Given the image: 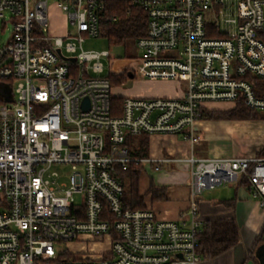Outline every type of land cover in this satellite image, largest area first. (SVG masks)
<instances>
[{"label":"built area","instance_id":"built-area-1","mask_svg":"<svg viewBox=\"0 0 264 264\" xmlns=\"http://www.w3.org/2000/svg\"><path fill=\"white\" fill-rule=\"evenodd\" d=\"M107 1L0 0V19L12 24L0 44V264H198L204 193L244 181L264 210V157H190L189 206L178 220L125 209L117 176L148 162L129 156L134 137L196 143L210 104L264 111L249 81L264 78V0H122L147 25L133 68L120 75L172 83L175 94L122 96L118 116L112 90L125 81L102 75L108 51L82 48L101 36ZM52 8L65 17L62 35L52 33Z\"/></svg>","mask_w":264,"mask_h":264},{"label":"crops","instance_id":"crops-1","mask_svg":"<svg viewBox=\"0 0 264 264\" xmlns=\"http://www.w3.org/2000/svg\"><path fill=\"white\" fill-rule=\"evenodd\" d=\"M51 13L56 17L55 25L52 20V33L62 35L66 30L65 17L55 8L51 9ZM159 83L162 82H152L156 86ZM166 84L167 89L161 85L151 89L150 95L173 96L174 85H163ZM148 94L144 92L143 97H148ZM207 107L208 110H230L234 105L214 103ZM195 131L200 137L196 143L173 135L144 136L147 155L143 159L148 160L142 165L144 173L154 185L166 189L163 192L165 200L156 201L164 203L163 215L158 217L160 219L178 220L188 209L190 166L187 160L190 157H250L256 156L264 148V120L200 119L195 124ZM137 143L138 139L131 140L132 150ZM239 183L218 188L222 191L229 187V192L215 193L213 190L201 196L198 206L201 220L235 221L240 240L229 251L211 259H202L198 264H264V242L257 241L264 224V210L251 198L245 184Z\"/></svg>","mask_w":264,"mask_h":264},{"label":"trees","instance_id":"trees-1","mask_svg":"<svg viewBox=\"0 0 264 264\" xmlns=\"http://www.w3.org/2000/svg\"><path fill=\"white\" fill-rule=\"evenodd\" d=\"M101 36L110 43L121 44L128 40H138L146 34L147 18L145 13L134 5L122 0H109L99 19ZM72 67V65H71ZM115 85L125 81V75L110 76ZM257 97H264V78H249ZM122 96H115L111 100L112 115L120 114ZM259 112L246 108L241 102L230 110H202L200 119H226V120H264ZM141 135L132 138L138 139L136 146L129 152L135 159H143L147 155V141ZM257 157H264V148L258 152ZM119 180L124 185L123 206L129 210H151V205L159 200H165V188L154 185L148 178L146 189L141 192L140 180L146 176L141 163H128L125 169L118 168ZM240 185L245 182L241 181ZM197 255L201 259H211L221 255L239 243L238 226L233 220H206L198 233Z\"/></svg>","mask_w":264,"mask_h":264},{"label":"rangeland","instance_id":"rangeland-1","mask_svg":"<svg viewBox=\"0 0 264 264\" xmlns=\"http://www.w3.org/2000/svg\"><path fill=\"white\" fill-rule=\"evenodd\" d=\"M53 16V17H52ZM5 19H3L5 22H3L2 19H0V44H4L7 42V40L10 38L11 35V29L12 24L9 19L8 15H4ZM51 24L52 20L55 25L56 17L51 13L50 14ZM82 48L84 51H92V52H103L108 51L111 58H103L101 59L100 63L103 65V76H109V75H115L119 76L122 72L126 71V74L128 76L129 71L131 68H133L134 61L136 57L138 56V51L136 48L135 40H128L121 44H113L110 43L104 36H99L97 38H85V41L82 45ZM147 80L139 78H135L134 80H130L129 78H126L125 83L121 89L119 88H113L112 94L114 96H135L137 93V96H143L144 92H149L148 97H157L150 95V90L155 89L157 87L165 86V89H167V84L163 85L164 83H159V85H153L152 82L150 83H143ZM149 82V81H147ZM142 83V84H141ZM158 84V83H157ZM167 86V87H166ZM260 117L264 116V111L258 113ZM264 119V118H263ZM254 120H261V119H254ZM132 140V139H131ZM130 140V147L131 145ZM133 147V146H132ZM148 185V178L146 176H143L140 180L139 188L140 191L143 192ZM229 187H227L225 190H222L224 193H226ZM215 193L222 192L221 190H214ZM75 202L76 204H80V197L75 196ZM163 208L164 203L156 202L151 205V210L155 213V216L160 217L163 215ZM159 213V214H158ZM57 250L59 249H67L68 251L72 253H78L83 250L80 246L76 244H59L56 246ZM100 245H95L93 250L100 249Z\"/></svg>","mask_w":264,"mask_h":264},{"label":"water","instance_id":"water-1","mask_svg":"<svg viewBox=\"0 0 264 264\" xmlns=\"http://www.w3.org/2000/svg\"><path fill=\"white\" fill-rule=\"evenodd\" d=\"M57 53L60 55V51L58 50L57 51ZM61 56V55H60ZM62 57V59L63 60H65V61H73V59H67V58H65V57H63V56H61ZM8 100V98L6 99V101Z\"/></svg>","mask_w":264,"mask_h":264}]
</instances>
